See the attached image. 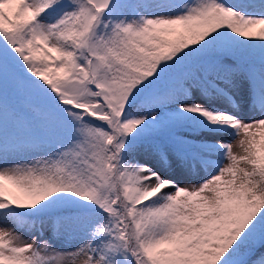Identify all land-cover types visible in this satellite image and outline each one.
I'll return each instance as SVG.
<instances>
[{"label":"snow or ice","instance_id":"obj_1","mask_svg":"<svg viewBox=\"0 0 264 264\" xmlns=\"http://www.w3.org/2000/svg\"><path fill=\"white\" fill-rule=\"evenodd\" d=\"M0 264H264V0H0Z\"/></svg>","mask_w":264,"mask_h":264},{"label":"rangeland","instance_id":"obj_2","mask_svg":"<svg viewBox=\"0 0 264 264\" xmlns=\"http://www.w3.org/2000/svg\"><path fill=\"white\" fill-rule=\"evenodd\" d=\"M257 139H259V136H257ZM233 144H234L233 151L239 152V148L235 146V141H233ZM241 166H243V165H241ZM185 183H188V181H185Z\"/></svg>","mask_w":264,"mask_h":264}]
</instances>
